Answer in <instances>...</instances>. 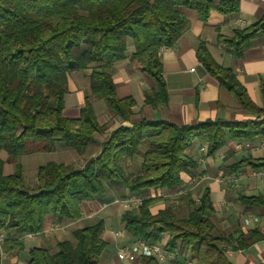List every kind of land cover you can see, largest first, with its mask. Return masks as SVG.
Returning a JSON list of instances; mask_svg holds the SVG:
<instances>
[{
  "label": "trees",
  "instance_id": "obj_1",
  "mask_svg": "<svg viewBox=\"0 0 264 264\" xmlns=\"http://www.w3.org/2000/svg\"><path fill=\"white\" fill-rule=\"evenodd\" d=\"M179 8L197 13L205 22L211 11L232 17L239 12L236 0H0V233L8 249L21 247L27 234L43 230L47 217L57 223L80 218L82 202L105 193L107 185L122 184L141 204L122 215L131 239L158 243L166 238L168 250L180 248L183 261L195 264H230L227 250H242L261 239L256 231L237 238L215 232V210L205 189L185 216L171 208L156 214L149 207L156 201L145 197L149 190L172 192L184 185L182 175L192 177L197 160L187 154L194 142L214 157L226 139L253 140L264 137V112L256 108L236 82L232 72L217 67L201 45L196 56L204 69L255 119L246 122H206L177 127L163 121L142 119L131 127L119 126L100 143L94 161L84 168L49 162L36 173V187L24 185L19 159L28 154L53 153L58 146L77 156L86 153L94 136L104 132L93 100L104 102L119 121L127 122L135 102L118 99L111 69L124 60L154 83L144 102L153 108L165 105L167 89L162 77L160 53L173 47L187 27ZM258 34H264V16L231 38L219 42L237 56ZM89 71V94L78 118L62 115L68 77ZM264 97V93H263ZM140 158L137 172L127 161ZM14 166L4 174V165ZM264 169V159H243L228 169ZM244 205H264L261 197L239 196ZM101 222L75 230L76 246L59 242L56 250L34 248L27 264H98L105 243ZM187 252V253H186ZM143 264H157L143 258Z\"/></svg>",
  "mask_w": 264,
  "mask_h": 264
},
{
  "label": "crops",
  "instance_id": "obj_2",
  "mask_svg": "<svg viewBox=\"0 0 264 264\" xmlns=\"http://www.w3.org/2000/svg\"><path fill=\"white\" fill-rule=\"evenodd\" d=\"M236 1L239 6L236 15L227 17L211 11L205 22L201 21L193 10L178 9L187 20L186 30L173 47L162 49L160 53L162 77L168 96L165 105L153 108L144 102L145 93L152 92L154 83L150 77L135 70L128 60L113 65L110 72L117 98L131 97L135 105L132 107L130 120L121 122L112 118L115 125L107 130V133L119 126L131 127L142 119L163 121L177 127L216 121L235 123L254 120V115L244 110L231 93L220 87L218 81L207 73L199 62L196 51L201 45L206 48L217 67L232 72L250 102L264 112V34L255 36L250 46L239 56L235 54L233 48L219 42V38H231L235 30L246 28L260 20L264 16V0ZM79 74H83V81H78L76 77L78 75L73 79L68 77V93L64 96L62 110L65 118H78L84 106L85 96L89 94V87L86 92L85 85L89 71ZM94 112L96 114L95 110ZM261 120L264 118L259 119ZM98 141L101 142L103 139ZM200 149L203 151L200 152ZM189 150L198 163V168L192 177L205 178L189 193V198L199 199L205 189L209 190L215 210L213 220L215 232L233 238H237L240 233L246 235L253 230L261 235L259 241L245 249L227 250L226 259L230 264H264V205L250 206L239 201V196L261 197L264 200V180L253 175L258 170L248 167L239 170L243 173V177L236 184H229L223 180L235 174L228 169L231 165L248 158L264 159V137L246 141L228 138L224 147L214 157H208L206 147L199 143ZM99 151L100 147L86 160L90 157L95 158ZM61 156L72 161L81 157L66 150L65 147L61 148ZM84 162L81 166L76 165V168H81ZM59 163L61 162H57ZM127 165L137 172L140 158H136L133 162L128 160ZM192 177L182 175L184 185H187ZM173 192L147 191L145 197L156 199L149 207L150 213L156 214L159 210L169 207L177 215L182 213L179 216H185L190 209L188 198L172 196ZM126 197H129V194L122 184L107 185L103 195L81 203L79 219L57 223L49 216L40 233L23 236L19 240L21 242L19 248L8 249L3 240L0 243V264H27L31 249L41 248L54 252L59 242H68L75 247L73 232L97 222L103 225L100 238L105 243L98 264H143V258L133 262H120L116 258L120 248L131 247L135 242L127 234L122 222V215L128 209L117 203L118 200ZM160 242L165 244L166 238ZM189 261L190 264H195L193 260Z\"/></svg>",
  "mask_w": 264,
  "mask_h": 264
},
{
  "label": "rangeland",
  "instance_id": "obj_3",
  "mask_svg": "<svg viewBox=\"0 0 264 264\" xmlns=\"http://www.w3.org/2000/svg\"><path fill=\"white\" fill-rule=\"evenodd\" d=\"M76 75H78V76H76ZM75 76L78 78V81L79 80L83 81V78H82L83 74H79V72H73L70 74V79H73ZM87 84H88V80L85 81V85L87 86L86 92H88V85ZM93 105H94L93 106L94 110L96 111V114H95L96 119H97L99 125H103L104 132L100 135H95L94 136V144H91L89 146V148L87 149L86 153L81 155V157L76 158L75 161H72L68 158H64L61 156L62 146H58L53 153H34V154H28V155L21 157L19 159V163L22 166L24 185L26 188L32 190L36 187V185H37L36 173H37V169L39 166L45 165L48 162H56V163L61 162L65 165L72 166V167L76 168V165L81 166L83 161H85V162L87 161L86 158L89 155L93 154L94 152H96L98 150V148L100 147V143L102 142V141L99 142L98 139H103V141L106 139V136H108V134H109V133H107V130H110L115 125V123L112 119L115 117L107 110L103 101L95 100ZM106 111L108 114L106 113ZM107 115H108V118H107ZM110 115L112 117L109 118ZM105 134H107V135L105 136ZM104 136H105V138H104ZM96 137H97V139H96ZM196 143H198V142H194L193 146L196 145ZM66 150L73 153L72 150H69L67 148H66ZM187 154L191 155L189 149L187 150ZM0 158L2 160L6 159V157L3 153L0 154ZM64 160L66 163L64 162ZM85 162H84V164H85ZM13 171H14V166L7 165V164L4 165V174H11V173H13ZM128 171H134V169L130 168V166H129ZM126 198H128V197H126ZM121 200H118L117 203H119L125 209H128V210L133 209L131 206H128V205L120 202ZM178 214L182 215V213H178Z\"/></svg>",
  "mask_w": 264,
  "mask_h": 264
},
{
  "label": "built area",
  "instance_id": "obj_4",
  "mask_svg": "<svg viewBox=\"0 0 264 264\" xmlns=\"http://www.w3.org/2000/svg\"><path fill=\"white\" fill-rule=\"evenodd\" d=\"M236 148H239V146H236ZM202 151L203 149H200V152ZM253 175L259 177L261 180H264V169L255 171ZM242 177L243 173L238 171L232 176H229L223 180L229 184H236ZM204 179L205 178L201 176L192 177L187 185L179 187L173 192L172 196L183 197L187 195L188 193L192 192V190ZM142 200L143 198L140 197H128L122 199L120 202L131 206L132 208H136L141 204ZM194 202L197 203L198 199L195 198ZM3 240L4 235L0 233V243H2ZM116 258L120 262H133L140 258H150L159 264H190L189 260H182L179 247L173 250H168L161 242L146 243L143 240H136L131 247L120 248L117 251Z\"/></svg>",
  "mask_w": 264,
  "mask_h": 264
},
{
  "label": "water",
  "instance_id": "obj_5",
  "mask_svg": "<svg viewBox=\"0 0 264 264\" xmlns=\"http://www.w3.org/2000/svg\"><path fill=\"white\" fill-rule=\"evenodd\" d=\"M94 161V157H90L84 164V168H86L88 165H90Z\"/></svg>",
  "mask_w": 264,
  "mask_h": 264
}]
</instances>
